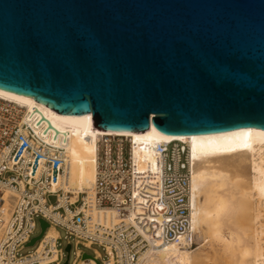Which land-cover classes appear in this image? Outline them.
<instances>
[{
	"label": "water",
	"instance_id": "95a60500",
	"mask_svg": "<svg viewBox=\"0 0 264 264\" xmlns=\"http://www.w3.org/2000/svg\"><path fill=\"white\" fill-rule=\"evenodd\" d=\"M0 90L69 127L264 130V0H0Z\"/></svg>",
	"mask_w": 264,
	"mask_h": 264
},
{
	"label": "built area",
	"instance_id": "2783aa9c",
	"mask_svg": "<svg viewBox=\"0 0 264 264\" xmlns=\"http://www.w3.org/2000/svg\"><path fill=\"white\" fill-rule=\"evenodd\" d=\"M52 148L24 122L19 105L0 98V264H63L67 245L69 258L74 257L68 264H139L150 248L182 238L185 247L196 246L185 142L156 145L149 162L135 157L129 138L101 136L93 193H79L73 202L61 188L62 149ZM6 190L15 194L12 204L4 198ZM40 220L48 226L28 246L41 232ZM51 229L54 237L48 236ZM30 247L34 249L22 253Z\"/></svg>",
	"mask_w": 264,
	"mask_h": 264
},
{
	"label": "bare ground",
	"instance_id": "6f19581e",
	"mask_svg": "<svg viewBox=\"0 0 264 264\" xmlns=\"http://www.w3.org/2000/svg\"><path fill=\"white\" fill-rule=\"evenodd\" d=\"M0 98L23 109L24 122L53 149H62L61 188L93 193L96 144L101 136H125L133 142L139 161H154V147L185 142L191 159V225L199 246L187 248L184 239L148 249L139 264H264V130L240 128L192 136L142 132L97 131L92 124L69 127L32 98L0 90ZM55 188V187H54ZM7 204L15 194L6 190ZM48 236H55L53 229Z\"/></svg>",
	"mask_w": 264,
	"mask_h": 264
},
{
	"label": "rangeland",
	"instance_id": "374dc122",
	"mask_svg": "<svg viewBox=\"0 0 264 264\" xmlns=\"http://www.w3.org/2000/svg\"><path fill=\"white\" fill-rule=\"evenodd\" d=\"M58 231H59V233H60V235L62 237L64 235V232L62 230H60V229H58ZM38 233H39V225H37V229H36V233L35 234H38ZM61 243H62V245H65V240H61ZM198 246H199V244L197 242L196 246L194 248H196ZM94 248L100 253V255L102 257L104 256V252L101 250L100 247L94 246ZM33 249H34V247L25 248L22 253L25 254V253H27V251H30V250H33ZM79 249H81L84 253H87V254H89L91 256L94 255V252L92 250L84 249L82 246H79ZM73 258H74L73 255H71L70 258H69V262H71V260H73Z\"/></svg>",
	"mask_w": 264,
	"mask_h": 264
}]
</instances>
